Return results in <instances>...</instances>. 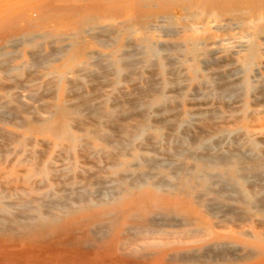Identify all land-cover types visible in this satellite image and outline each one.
Returning <instances> with one entry per match:
<instances>
[{"label":"rangeland","instance_id":"obj_1","mask_svg":"<svg viewBox=\"0 0 264 264\" xmlns=\"http://www.w3.org/2000/svg\"><path fill=\"white\" fill-rule=\"evenodd\" d=\"M143 6L145 4H141L140 8L134 11V14L131 11L126 13V16H129V19L131 18L128 23L124 18L126 17L125 13L119 11L120 8L109 11L108 13L111 15L106 13V15L91 16L88 14V19L84 15L76 19L75 23L77 25H75L77 26L78 34L72 39L67 36L73 31L67 30L66 32L62 25L56 27L58 25V23L57 25L55 24L56 21L51 24L47 19L42 20V24L38 25L42 26L43 23L44 25L48 23L47 25L50 29L38 26L36 29L31 30L34 34L39 32V36H42L37 38V40L33 39L34 43L32 40L30 42L27 40L29 38L28 30L24 31L25 33L18 32L19 34L15 32V35L13 33L10 36L8 40L15 42L10 45L12 48L7 46V42L0 43V47H8L5 52L11 53L7 58L11 60L10 68L12 69L8 75L5 74L4 76L0 73V105L4 104L8 109H13L14 107L19 112L18 119L12 121V123H0V210L10 213L15 212L18 206H27L29 214L32 217L34 215L33 218L41 225L43 230L46 229L47 235H44L47 238L45 239H49L47 242L52 245L50 248L47 247L48 243L45 244V239L40 240L36 233L28 235L23 228L17 227L16 233L18 234L13 237L6 238L0 232V239L3 240L0 245L2 247L5 246L9 251L19 252L25 249L38 250L44 248L50 249L56 256L60 255L61 257L66 252L67 255H69L68 252L70 255L76 254L77 256L94 255V253H97L104 245L109 243L113 235L117 234L116 230L124 219L128 220L126 223H130L133 226L132 223L134 222L129 221V212L124 210L127 204L126 196L128 191L133 196L144 193L150 190L149 185L153 184L157 178L150 179L142 187L133 190L123 185L115 193L117 196L114 195L110 198L102 199L97 197V192L100 190L99 187L94 182L89 183L87 179L91 177L90 179L96 182L100 181L102 188L113 189V186H116L114 179H116L115 176L117 175L113 172L112 163H125L130 166L133 172L137 170L136 167L145 158H157L160 151L169 146L172 140L185 134L191 136L193 134V136L199 137L193 147L194 150H199L205 145L210 146L219 143L221 144L222 152H228L234 144H237L242 151L249 150L254 156L264 153V20L259 23L250 22L254 19V15L249 13L248 16L247 13H238L242 11L241 5L234 1L229 7L219 1L215 8L213 7L214 9H211L210 5L207 4L203 7L205 11L203 9L200 11L202 14L204 13V16L199 11L181 12L173 20L165 18L171 15L167 9ZM122 9L124 10V8ZM127 10L125 8V12ZM212 11L213 13L216 12L213 23H211L213 18L211 16ZM190 14H195L198 18L201 15V17L199 19L197 17L187 18ZM178 16L183 21L178 19ZM209 23L213 25L208 26L212 28L208 30V28H205V24L209 25ZM246 23L248 24L246 25ZM250 23L252 24L251 26ZM110 25L113 26L110 27ZM224 25H230L229 27L226 26L229 29L224 28ZM101 26L107 28L108 40L112 45L104 47L102 43L92 39L93 34L97 32L98 28H102ZM133 27H136V29ZM220 27L224 29L220 30ZM165 29L171 30L174 34L165 33ZM196 30L200 34H194ZM189 32L191 33L190 36H186L187 34L185 33ZM131 33L133 34L131 35ZM193 35L195 37L194 41ZM60 37L67 39L61 40L62 38ZM186 38L187 40H185ZM190 42L197 43V47L190 48ZM66 44H68V48L65 47ZM129 45L131 48L133 47V50ZM177 45L183 46V48ZM168 46H170V50ZM148 48H153L154 53L147 54ZM63 49L64 51H62ZM252 49L255 50L256 60H254L250 70L233 72L235 68L237 69L246 62V58L250 55L247 51ZM38 50L43 54H49V52H54V50L62 52L56 53L54 58H51V61L52 59L55 61L48 64V66L38 69L31 68L32 53L34 54ZM131 50H135L137 53L134 56L135 60L140 62V65L136 71V76L126 81L123 78V71L119 70V61L120 55L124 51L130 52ZM189 50H192L194 58L192 61L186 62V64L178 61L174 65L173 68L179 80L173 84L171 81L174 77L170 75V68L166 64L167 57H178L184 55L186 51L189 52ZM138 52L140 53L138 54ZM95 56H100L101 66L106 67L107 70L106 80L108 82L102 86H98L89 79L90 76H95L100 72V69L93 65ZM190 57L188 54L186 55L187 59ZM210 57L224 62L216 70L218 73L228 75V81L241 79L238 83L236 82L238 93L231 97L222 95L219 90L215 89L216 76H214L213 70H208L199 64L195 66L196 61L194 62V60L204 61V59ZM109 58L111 62L108 61ZM3 59L5 58H0V60ZM151 61L155 65L154 67H149L153 66ZM193 66L195 69H193ZM112 68H115L116 71L110 72ZM153 71L158 80L157 89L155 88L156 92L145 95L143 101L135 107L136 118L125 120L132 131L133 137L127 142L122 155L113 158L111 161L108 156L112 153V149L105 142L101 143L100 137L112 133L110 121L122 119V114L130 108L128 99L135 94L133 88L139 86L141 89L145 88L150 78L148 74ZM246 76L252 88L244 90L243 78ZM61 79L65 80L68 85L70 83L64 93L61 91L63 89L60 83ZM72 86H78V93L90 96L91 106L103 108V112H101L99 117L87 119L84 112L72 113L69 110L65 123L58 115V105L64 104L66 107H71L76 103L72 100V97H74V93H71ZM51 87L52 90H56L54 95L49 92ZM90 92H93V94ZM61 93H63V96ZM114 96L117 98L116 100ZM162 98L164 99L163 104H161ZM23 107H26L27 110H23ZM161 108H164V111ZM2 111L3 109H0V114ZM160 120L168 121V126L159 127ZM24 121L29 126H24ZM50 125L54 128L58 125L55 133L51 136L48 132L43 131L44 128ZM169 125L171 126L169 127ZM30 127L32 132L29 130ZM168 127H173V131ZM64 131L68 133L69 138H62ZM41 132L45 133V135H42ZM7 135L8 139L3 140ZM148 142L153 143L156 149L153 150L147 147L149 145ZM140 148L144 149L141 150ZM192 161L190 158L185 159L183 164L188 167L192 165L202 170V166L194 162L193 165ZM212 171L221 172L220 170ZM162 176L165 181L174 180L169 174L162 173ZM85 182L88 183L86 184ZM189 184L192 185L193 181H189ZM83 186L87 191V200L85 199L78 203L71 201L69 204L71 213L62 214L53 208L46 209L49 212L42 209L41 204L43 202H55L69 194L72 196ZM161 195L164 198L171 196L164 192ZM102 213L106 216L101 224V226L106 227L103 235L104 239L102 237L99 242H94L93 246L89 247L88 241L94 239L93 231L96 229L93 225H90L88 219L93 214ZM170 215L172 216V214ZM161 230L167 231L168 229L162 228ZM71 234L73 238L70 236ZM26 238L32 242L36 240V245H26ZM67 238L71 242H65V240H68ZM10 245L13 246L10 247ZM65 245L66 248L64 247ZM63 249L64 253L62 252ZM11 258L20 260L22 257L11 256ZM246 264H253V261Z\"/></svg>","mask_w":264,"mask_h":264},{"label":"bare ground","instance_id":"obj_2","mask_svg":"<svg viewBox=\"0 0 264 264\" xmlns=\"http://www.w3.org/2000/svg\"><path fill=\"white\" fill-rule=\"evenodd\" d=\"M219 1L228 7L233 1L239 3L241 5L242 11L238 13H247V15L251 13V15H254V19H252L250 22L259 23L264 20V0H0V43L7 42L9 44H7V46H10L15 43L14 41L8 40L13 33V35H15V32L21 33L24 31L26 32L27 30L29 35V38H27L28 42H30L31 40L33 41V39L37 40V38H40L42 36H39V32H37L36 35L31 30L36 29L38 26L40 28L42 26L48 27V23L45 24L47 26H45L44 23L42 26L38 25L42 24V20L47 19L51 22V24L52 22L56 21L55 24L57 25L58 23L56 27L62 25L64 30L66 29V32L67 30H71V32L75 31V33L72 32L67 36L68 38L72 39V37H76L78 34V30L76 28L77 23H75L76 19L84 15H86L85 17H87L88 19V14H90L91 16H99L101 14L106 15V13L109 14V11L111 12L116 10L117 8H120L119 11H123L126 16V13H128L129 11L133 12L134 14V11L138 10L141 4H145V6L143 7H157L160 9L169 10L171 15L166 16L165 18L168 20H173L178 14L180 15L181 12H200L202 11V9L204 10L203 7L207 4L210 5L211 9H214L215 5ZM121 7L124 8V10ZM125 8L126 10L128 9L127 12H125ZM200 13L202 14V12ZM215 14L216 12L213 13L212 11L211 16H213V18L211 20V23H213L214 21ZM202 16H204V13L202 14ZM211 16H209V18H211ZM126 17L124 18L127 23L130 22L131 18L129 19V16L127 18ZM188 17L198 18V16H196L195 14H190V16H187V18ZM242 17L244 18V16ZM178 19H180L179 16ZM180 20L183 21V19ZM207 22L206 24H208ZM211 23H209V25L205 24V28H208L209 30L211 27L208 26L213 25ZM248 23H246V25ZM162 25L164 24L162 23ZM251 25L252 24L250 23V26ZM111 26L113 25H110V27ZM226 26L224 28H227ZM136 27L133 28L136 29ZM224 28L220 27V30ZM228 29L229 28H227V30ZM116 32L118 31L116 30ZM164 32L170 35L174 34L171 30L168 29H165ZM133 33H131V35ZM195 33L199 32L196 30L194 34ZM185 34H187L186 36H190L191 33L189 32ZM108 36L109 34L107 32V28L102 27L98 28L97 32L93 34L92 39L102 43V45L105 47L112 45L108 40ZM187 38L185 40H187ZM194 38L195 37L193 35V41ZM66 39L62 38L61 40ZM27 40L25 41L27 42ZM20 41L22 42V40ZM190 44V48L192 49L194 47H197L198 45L197 43L191 42ZM67 45L68 44H66L65 46L66 48H68ZM7 46L0 47V58H5L3 60H0V73L4 76L5 74L8 75L12 70L10 68L11 60L10 58H7L10 56L11 53L5 52V49L8 48ZM177 46L183 48V46ZM10 48L12 47L10 46ZM169 48L170 46H168V49ZM132 50L130 52L124 51L120 55L119 70L123 71V78L126 81L131 80L133 76H136V71L140 65V62L135 60L134 55L137 53L135 52V50ZM62 51H64V49ZM62 51L54 50V52L51 51L49 52V54H43L40 50H38V52H35L34 54L32 53L30 67L35 69L44 68L45 66H48V64H51L55 61H53V59L51 61V58H54L56 53H61ZM247 52L250 53V55L246 58V62L242 66H239L237 69L235 68L233 72L250 70L254 63V60H256V53L253 49L248 50ZM139 53L140 52H138V54ZM153 53V48L147 49V54ZM187 54L191 56L188 59L186 58ZM184 55L178 57H167L166 64L168 65V68H170V75L174 77V79L171 81L173 84H175L179 80V77H177V74L173 68L174 65L178 61H181L182 63L186 64V62L192 61V59L194 58L192 50H189V52L186 51ZM93 60V65L96 68L100 69V72L96 75L94 74L95 76H90L89 79L91 82H94L98 86H102L103 84L108 82L106 80V67L101 66L102 62L100 56H95ZM108 61H110V58ZM194 62L196 63L195 66L199 64L200 66L203 65L204 68L208 70H213L214 76H216L215 89L219 90L222 95L226 97H231L232 95L238 93L236 90V82L238 83L241 79H237L235 81L230 82L228 81V75L218 73L216 70L217 68L219 69L218 66L224 63L223 61H217L210 57L208 59H204V61L194 60ZM151 63L153 64L152 61ZM154 66L155 65L153 64V66L149 67ZM193 69H195L194 66ZM115 71L116 69L112 68L110 72ZM148 75L150 76V78L148 79L147 86L145 88L141 89L139 88L140 86L133 88L135 94L132 98L128 99V104L130 108L122 114V119L111 121L108 119V121L111 122L110 124H112L110 127L112 133L110 135L103 134L106 136L100 137V139L102 140L101 143L105 142V144H108L109 147H111L112 149V153L108 156L111 161L113 160V158H117L122 155L123 151L126 148L127 142L131 137H133L132 131L128 123L125 122V120L128 121L133 117L136 118L137 115L134 112L135 107L141 101H143V97L145 95L151 92H156L155 88L158 83V80L155 77V72L153 71L151 72V74ZM83 77L86 78L85 76ZM60 83L63 88L61 91H63L64 93L65 90H67L68 83L65 82V80L63 79H61ZM243 84L244 90L252 88V85L249 82L247 76L243 78ZM68 86H70V83ZM96 88L94 89L97 90ZM77 91L78 86L71 87V93H74V97H72V100L76 102L73 106L70 105L71 107H66L64 104H60L57 106V113L65 121V123L66 115L68 114L69 110L72 113L84 112L86 114L87 119L99 117L101 112H103V108L101 109V107L99 108L90 105V96L88 94L78 93ZM49 92L54 95L56 90H52L51 87V89L49 88ZM63 93H61L62 96ZM90 93L93 94V92ZM47 97L49 98V96ZM116 99L117 98L115 97V100ZM163 100L164 99L162 98L161 104H163ZM26 107H23V110H27ZM0 109H3L0 114V123H12V121L18 119L19 112L18 110H16V108L14 109L13 107V109H8L3 104L0 105ZM161 110L164 111V108H161ZM25 125L26 127L29 126V124H27L26 122L24 123V126ZM166 126H168V121H159V127L164 128ZM170 126L171 125H169V127ZM56 128L50 125L44 128L43 131L48 132L51 136L55 133ZM172 128L173 127L169 129L173 131ZM29 130L32 132L31 127L29 128ZM96 134L98 133L96 132ZM42 135H45V133H42ZM62 138H69L68 133L66 131L62 133ZM197 138L199 137L193 136V134L192 136L189 134H185L182 137H178L176 139L173 138L174 140H172L170 145L166 146L164 150L160 151L157 158H145V160L138 164V166L136 167L137 170L133 172L131 171L130 166L126 165L125 163H112L111 166L113 168V172H115L117 175L115 176L116 179H114L116 186H113V189H104L101 187L100 181L99 183L93 179H90L91 177L89 179L85 178L89 183L94 182L99 187L100 190L97 192V197L99 199L106 197L110 198L116 195L115 193L120 187H123V185H126L131 190H133L142 187L148 180L157 178L154 183L152 182L153 184L149 185L150 190L144 193L133 196L128 191L126 196L127 204L124 210L126 212H129V221L134 222L132 223L133 226L130 223H126V221L128 220L124 219L125 222L122 220V224H120V227H118L116 230L117 234L113 235L109 243L104 245L103 248L97 251V253H94V255L89 254L77 256L76 254L70 255L69 252V255H67L66 252V254L62 257L60 255L56 256L49 249L52 246L49 245V243L47 242L49 239H45L47 238V233L45 231L46 229L43 230L41 225H39L38 222L33 218L34 215L32 217L29 214L27 206H18V208L15 209V212L10 213L0 210V232L3 236H5L6 238L16 236L18 234L16 233V228L21 227L26 231L25 233H27L28 235H30L31 233H36L37 237L40 240L45 239V244L48 243L47 247H49V250L41 248L38 250L25 249L19 252H11L7 248H5V246L2 247L0 245V264H246L252 261L253 264H264V153L261 155L254 156L249 152V150L242 151L237 144H234L229 151L227 150L228 152H222L221 144L219 143H215L210 146H200L201 149L194 150L193 147L197 143ZM7 139L8 135L3 138V140ZM148 143L149 145L147 147H150L153 150L156 149L153 143ZM58 147L60 148V146ZM189 158L193 160L192 164L194 162L195 164H199L200 166H202V170H199L192 165L188 167L183 164V160ZM212 170H220L221 172H215ZM162 173L171 175L174 180L165 181L163 177L165 175L162 176ZM189 181H193V184L188 185ZM79 189L78 191H76L75 194H72V196H70V194L66 195L62 199L55 202L42 201V209H44L46 212H49L46 209L53 208L57 209L62 214L71 213L69 205L71 201L78 203L87 198V191L84 186L80 187ZM162 192L170 194L171 196L164 198L161 195ZM170 214H172V216ZM105 218V214L102 213L93 214L88 219L90 225H93L96 229L93 231L94 239L92 241H88L89 247H92L94 242H99V240L105 234L106 227L101 226L102 222L104 221L103 219ZM162 228H167L168 230H161ZM72 233L74 235V231ZM149 235L155 236L150 237ZM70 236H72V234ZM27 238L26 245H36V240H33L35 242H32L30 240H27ZM67 239L68 240H65V242H71L69 238ZM0 242H3V240L0 239ZM62 243L64 244V242ZM11 246L13 245H10V247ZM64 247L66 248V245ZM63 251L64 249L62 250V252ZM47 253H49V256L47 255ZM11 256H20L22 258L20 260H13Z\"/></svg>","mask_w":264,"mask_h":264}]
</instances>
